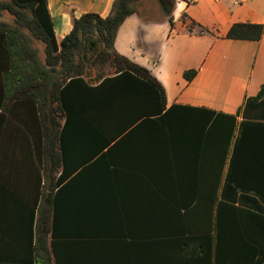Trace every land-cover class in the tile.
I'll list each match as a JSON object with an SVG mask.
<instances>
[{"label":"crops","instance_id":"0c3cea01","mask_svg":"<svg viewBox=\"0 0 264 264\" xmlns=\"http://www.w3.org/2000/svg\"><path fill=\"white\" fill-rule=\"evenodd\" d=\"M112 2L47 0L57 43L70 32L72 18L89 12L106 17ZM137 10L119 27L114 50L160 84L166 109L175 106L167 121L177 127L171 126L161 148L166 139L157 123L138 122L79 169L80 181L57 201L62 264H211L204 255L209 243L202 239L215 234L222 193L231 197L224 183L237 131L215 182L208 173L218 168L212 145L203 151L190 142L197 132L192 109L235 116L237 125L258 118L244 108L264 84V0H177L173 26L157 0H140ZM245 23L262 26L258 41L226 38L233 24ZM189 70L196 74L188 82L183 73ZM3 116L1 247L14 248L24 241L26 208L39 202L41 172L27 133ZM67 150L81 159L90 149L72 145ZM247 196L252 197L238 192L234 205ZM78 231L85 240H74Z\"/></svg>","mask_w":264,"mask_h":264},{"label":"trees","instance_id":"16d2710c","mask_svg":"<svg viewBox=\"0 0 264 264\" xmlns=\"http://www.w3.org/2000/svg\"><path fill=\"white\" fill-rule=\"evenodd\" d=\"M139 1L113 0L106 17L89 12L72 18L70 32L57 43L47 0H0V128L5 114L27 133L41 172L39 202L25 210L24 241L3 248L0 234V264H62L58 197L80 181L79 169L100 147L142 121L157 123L166 139L161 148L167 146L171 126L177 127L167 121L175 106L166 109L164 90L154 77L114 50L119 27L138 14ZM176 1L157 0L171 26ZM262 31L258 24H233L226 38L258 41ZM195 74L185 71L183 78L189 82ZM247 107L258 118L238 125L235 116L192 109L197 132L190 142L203 151L212 145L218 168L208 173L215 182L237 131L224 183L231 197L222 193L215 234L202 239L209 243L202 250L211 264H264V84L244 111ZM72 145L90 150L77 159L67 150ZM238 192L252 197L236 206ZM75 235L74 240H85L80 231Z\"/></svg>","mask_w":264,"mask_h":264},{"label":"built area","instance_id":"2783aa9c","mask_svg":"<svg viewBox=\"0 0 264 264\" xmlns=\"http://www.w3.org/2000/svg\"><path fill=\"white\" fill-rule=\"evenodd\" d=\"M237 3V2H236Z\"/></svg>","mask_w":264,"mask_h":264},{"label":"rangeland","instance_id":"374dc122","mask_svg":"<svg viewBox=\"0 0 264 264\" xmlns=\"http://www.w3.org/2000/svg\"><path fill=\"white\" fill-rule=\"evenodd\" d=\"M144 15V14H143Z\"/></svg>","mask_w":264,"mask_h":264}]
</instances>
